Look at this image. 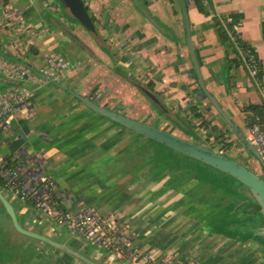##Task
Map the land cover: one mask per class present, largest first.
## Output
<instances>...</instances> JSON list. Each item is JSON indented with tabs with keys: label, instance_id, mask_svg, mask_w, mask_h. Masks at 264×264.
Wrapping results in <instances>:
<instances>
[{
	"label": "crops",
	"instance_id": "1",
	"mask_svg": "<svg viewBox=\"0 0 264 264\" xmlns=\"http://www.w3.org/2000/svg\"><path fill=\"white\" fill-rule=\"evenodd\" d=\"M82 1L94 18L95 33L87 32L59 0H0V66L46 69L52 55L68 64L57 82L36 77L26 84L35 114L29 121L14 117L7 155L41 154V168L63 209L71 214L87 210L108 220L119 240L138 255L137 261L109 253L12 199L19 225L95 264H161L168 258L180 264H261L264 246L243 245L210 232L207 223L219 196L194 189V182L181 175L182 168L178 173L172 169L185 163L181 156L141 176L130 174L134 158L129 145L142 136L96 114L72 95L215 153L236 148L240 156L245 147L192 75L178 0ZM210 1L213 15L201 14L187 2L195 54L207 90L248 139L254 115L246 108L263 104L264 0ZM214 16L225 17L254 51L262 87L242 63H235L233 40L220 41ZM58 45L65 47L64 55L56 52ZM14 84L21 82L0 73V92ZM220 136L225 141H216ZM230 142L232 147L224 148ZM154 143L168 154V148ZM203 197L210 206L201 203ZM246 203L250 201L242 200L237 208ZM10 225L9 243L20 248L14 264H84L18 233L11 219Z\"/></svg>",
	"mask_w": 264,
	"mask_h": 264
},
{
	"label": "built area",
	"instance_id": "2",
	"mask_svg": "<svg viewBox=\"0 0 264 264\" xmlns=\"http://www.w3.org/2000/svg\"><path fill=\"white\" fill-rule=\"evenodd\" d=\"M241 60L250 76L257 82L259 62L250 50H239ZM48 68L33 71L19 64L1 65L0 73L12 82H21L8 86L0 92V193L7 199L11 198L19 203L31 202L36 210L44 212L65 231L90 242L93 245L123 256V248L130 252V261H137L138 255L129 248L127 241L121 242L116 230L108 220L93 212L82 210L77 214L58 212L50 201V189L53 183L43 172L41 154L26 157L21 154L7 155V145L14 135L11 124L16 115L29 121L35 114L30 90L26 84L33 82L36 77L47 78L57 82L63 72L68 69L67 62L56 55L47 59ZM264 105V89L261 88ZM24 138L20 136V140ZM249 141L258 150L264 162V124L258 118H253L248 134ZM40 166V167H39ZM58 194V193H57ZM59 196V195H58ZM116 237L117 246L113 247L110 234ZM110 247L113 249L111 250ZM125 258V257H124ZM127 259V258H126ZM161 264H180L168 258Z\"/></svg>",
	"mask_w": 264,
	"mask_h": 264
},
{
	"label": "water",
	"instance_id": "3",
	"mask_svg": "<svg viewBox=\"0 0 264 264\" xmlns=\"http://www.w3.org/2000/svg\"><path fill=\"white\" fill-rule=\"evenodd\" d=\"M59 1L68 10L70 15L86 31L90 33H95L94 23L91 20L90 15L85 10V6L82 0H59ZM178 2L183 16L187 49L189 52V56L193 65V70L195 72L199 88L201 89L204 98H207L209 100V102L212 104V106L215 108L218 114L221 115V117L226 121V123L229 125L231 130L237 136L239 141L243 144L245 149L249 151L253 155V157L256 158L258 164L261 166V169L264 172V162L256 147L249 141V139L245 138L241 133L237 131L233 122L229 119V117L221 109L215 98L207 90L201 74L200 66L195 54L193 41L191 37L190 22H189L188 7H187L188 3L186 0H178ZM143 92L146 94V96L149 97L150 100H152L156 104H159V101L156 99L154 95H152L146 90H143ZM72 95H74L76 99H78L88 109L95 112L96 114L103 116L148 140L163 145L166 148L180 155L187 156L195 161L202 163L205 166H209L211 168L218 170L219 172H222L230 176L231 178H233L234 180H236L238 183L241 184V187L238 190L241 196L247 199L248 201H250V203H246L240 206L239 208H237V210L247 215L260 214L264 221V179H262L257 174L250 171L245 166L239 164L236 161L231 160L226 156L212 152L204 147L193 144L190 141L178 138L173 134L164 132L158 128H153L146 124H142L135 120L129 119L125 116L119 115L115 112L106 110L105 108H102L96 105L94 102L87 100L83 97H80L75 94ZM0 204L4 208L6 214L11 219L12 225L18 233L26 237L32 238L34 240L43 242L54 249H57L61 252H64L80 260L84 264H95L89 259L80 255L79 253L67 248L66 246L56 243L50 240L49 238L40 236L38 234L23 229L17 221L13 206L1 193H0ZM253 233L257 237L264 238V225L255 229Z\"/></svg>",
	"mask_w": 264,
	"mask_h": 264
},
{
	"label": "rangeland",
	"instance_id": "4",
	"mask_svg": "<svg viewBox=\"0 0 264 264\" xmlns=\"http://www.w3.org/2000/svg\"><path fill=\"white\" fill-rule=\"evenodd\" d=\"M176 5L178 11L181 13L182 16L181 8L179 7L178 3ZM61 7L63 9L65 8L63 5ZM210 13L212 15L214 14L212 9L210 10ZM181 18L183 20V16ZM62 21L64 22V19H62ZM56 52L60 53L61 55H64L65 47L62 45H58ZM247 134L248 132L245 134V136H247ZM140 138H142L141 141L139 140L138 142H134L129 145L131 147V155L134 158V167L131 168L130 174L135 176H141L148 172H152L154 169H159L160 165L168 163L169 160H173L174 158L178 157L177 153L169 150H167L168 154L166 153L165 155L157 149L161 147L155 145L153 141L148 140L144 137ZM235 149L236 148L231 149V152L225 154L226 157L238 162L241 165H245L253 172H255L258 176H260L262 179H264V174L261 171V166L258 164L256 158L251 156L246 150V152L241 151V154L239 156V152H237V149ZM183 160L185 163H182L177 167L173 165L172 169L177 172L182 168L183 173L181 175L185 177L186 181H188V178H191V181L188 182H194V189L200 188L205 193L209 192L214 193V195L216 196H220V193H223L222 189L225 187L229 188L228 191L231 192V194L234 193L235 184H232L230 179L225 175H221L218 172L212 170L211 168L206 167L203 164H199L195 161L188 160L185 158H183ZM172 185L174 186V184ZM190 188L191 186L189 187V189ZM8 200L17 210V204L14 203L11 198H9ZM258 218L259 217L257 215L247 214H242V216L240 217V219L243 221L248 220V223L249 221L254 223L258 220ZM7 228H11L10 219L8 218L6 212L2 209V205L0 204V264H14L20 251V248L17 244L9 243L7 236ZM258 239H252L253 241L250 240L246 243L252 242L264 246V242ZM246 243H244L243 245H246ZM247 251L248 250H246V252ZM261 258L262 260L260 263L264 264V251H262Z\"/></svg>",
	"mask_w": 264,
	"mask_h": 264
},
{
	"label": "trees",
	"instance_id": "5",
	"mask_svg": "<svg viewBox=\"0 0 264 264\" xmlns=\"http://www.w3.org/2000/svg\"><path fill=\"white\" fill-rule=\"evenodd\" d=\"M186 1L187 2L188 1L193 2V4L195 5V7L199 11V13L204 14V15H208L209 11L212 9V4H211L210 0H186ZM85 10L88 13L87 7H85ZM91 20L94 22V18L92 16H91ZM213 21H214V26H215V29L217 31L218 37L222 43L231 42V40H233L235 48L233 47L232 51L238 57V59H234L235 63L240 62L243 64L241 57L239 55V50H241V49L242 50H250L253 53H254V51L250 48V46H248L245 42H243L239 38V36L236 34V32L232 29V25L227 22V19L225 17L214 16ZM263 34H264V24H263ZM192 75L195 79V82L198 83L194 70H192ZM261 79H262V71L260 70V65H259L258 73H257V83L259 86L262 87ZM147 88L149 89L148 86H147ZM246 109L248 111H250L251 113H253V115H254L253 118H258L259 123L264 124V105L263 104L258 105V106L250 105ZM250 126H251V124H250ZM219 139H222V140H219ZM216 141L223 142V141H225V138H224V136H220V137L216 138ZM226 147L230 149L232 147V143L231 142L226 143L224 145V148H226ZM247 152H249V151H247ZM249 154L251 156H253L250 152H249ZM178 155H180V154H178ZM180 156L185 158V159L195 161V160H193L187 156H184V155H180ZM195 162L202 164L198 161H195ZM206 167H209V166H206ZM209 168H211V167H209ZM211 169L218 172L221 175H225L226 177H228L230 179V181L232 182V184H235V188H234L235 191L233 194H231V192L228 191L229 188H225L223 186L224 187L222 189L223 193L222 194L220 193V196L218 195L219 198L215 203L216 205L214 204L216 206V207H214L215 214L208 220V223H207V227L209 228L210 232L213 234H216V235H222L224 237H227V238L234 240L237 243H241V244H244L247 241H250L252 239L255 240L258 238H259L258 240H262L264 242L263 237H257L253 233V231L255 229L264 225L263 218L260 214H257V216L259 218L254 223L250 222V221L248 223V220L243 221L240 219L242 214L238 212L237 207H238L239 203H241L242 200H246L245 198H243L241 196V194L238 191L239 188L241 187V184L238 183L233 178H231L230 176H228L222 172H219L218 170H216L214 168H211ZM262 172H263V170H262ZM263 174H264V172H263ZM188 181H191V178H188ZM50 201H51V204L53 205V207L58 212L64 211V209L61 205V202H60V198H59L58 194L56 193V191L53 189H50ZM201 203L206 207L207 205L210 206L211 201L208 200L207 198L203 197L201 200ZM27 205H33V204L28 201ZM2 209L4 210L3 207H2ZM110 236L112 239L113 247L117 246L116 237H114L112 235V233L110 234ZM122 248H123V256L127 259H130V252L127 251L124 247H122ZM110 249L112 250L113 248L110 247Z\"/></svg>",
	"mask_w": 264,
	"mask_h": 264
},
{
	"label": "flooded vegetation",
	"instance_id": "6",
	"mask_svg": "<svg viewBox=\"0 0 264 264\" xmlns=\"http://www.w3.org/2000/svg\"><path fill=\"white\" fill-rule=\"evenodd\" d=\"M217 154H221V155H223V156H226L225 155V153L224 152H220V153H217ZM243 166H245V165H243ZM246 167V166H245ZM246 168H248V167H246ZM249 169V168H248ZM250 171H252L251 169H249ZM262 171V170H261ZM253 172V171H252ZM253 173H255V172H253ZM256 174V173H255ZM260 177V176H259Z\"/></svg>",
	"mask_w": 264,
	"mask_h": 264
}]
</instances>
